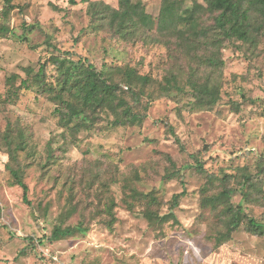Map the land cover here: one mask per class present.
<instances>
[{"label":"rangeland","instance_id":"rangeland-1","mask_svg":"<svg viewBox=\"0 0 264 264\" xmlns=\"http://www.w3.org/2000/svg\"><path fill=\"white\" fill-rule=\"evenodd\" d=\"M1 1L0 264H264V234L243 225L216 246L225 204H201L227 187V204L264 223V30H253V42L225 39L207 0H180L182 15L204 8L196 30L186 22L179 33L156 29L162 0H133L155 27L124 35L106 14L93 19L85 0ZM91 1L117 9L120 0ZM86 62L118 85L110 107L80 110L72 86ZM204 86L218 93L215 102ZM126 107L141 119L123 122ZM7 133L25 141L19 165ZM7 164L21 168L26 200ZM56 226L77 230L49 241Z\"/></svg>","mask_w":264,"mask_h":264},{"label":"trees","instance_id":"trees-1","mask_svg":"<svg viewBox=\"0 0 264 264\" xmlns=\"http://www.w3.org/2000/svg\"><path fill=\"white\" fill-rule=\"evenodd\" d=\"M89 2V12L93 19L98 12L101 14H106L109 18L110 25L113 26L116 31L120 34H125L129 29L144 28L147 30H152L155 27V22L151 15H149L143 3L141 1L133 2V0H120L119 8H113L109 4L103 1H91ZM70 3L75 4V0H69ZM208 8L213 11H218L216 16V30H218L219 35L225 39L237 38L243 41H254L255 36L253 35V30H264V0H207ZM203 5L196 3L191 11H188L187 15H182L181 13V1L180 0H162V7L160 15L158 17L156 29L162 33L164 32H178L180 31V26L184 23H189L190 28L195 29V18L196 14L203 9ZM261 16L262 22L257 24L256 18ZM0 23V35L6 27ZM182 32V31H181ZM53 61L57 64L60 63L58 57H54ZM216 60L211 59V62ZM79 64V62H77ZM44 68L41 67L38 73V80L41 79L42 72ZM65 74L69 76V69L67 68ZM80 78L75 79L76 82L72 86L74 88L75 97L82 102V107L80 110L91 109L93 111L98 108H107L112 104V99L114 98V92L116 91L118 85L111 83L104 75L102 71H99L92 63L86 62V67L84 70L80 71ZM126 76L128 78V85L134 77L132 70L126 71ZM69 82V79H66ZM51 89V88H49ZM201 92L205 95L210 94L212 102H215L218 98V93L211 91L208 87L204 86ZM134 100L138 101V96L131 90ZM16 94V91H13ZM67 107L70 109L72 114H77L78 111L76 107L70 103H67ZM57 111H60L56 109ZM123 115L125 119L123 122H136L141 119V116L134 113L130 107H126L123 110ZM116 124L122 123V120L117 119ZM173 130V129H171ZM173 132V131H172ZM175 139L179 142V138L173 132ZM7 144L10 147L8 151L9 158L13 162L18 164L17 152L24 150V139L15 142L14 139H10L9 133H7ZM22 137V134L20 135ZM15 143V144H14ZM14 144V147H11ZM8 147V148H9ZM195 164L199 171H203V162L197 159L194 155ZM9 169L14 182L18 184L23 189L24 199L26 200L27 193L29 190L28 185L24 182L22 171L20 167H14L10 164L6 165ZM245 183L242 185L243 196L247 200L250 198V192L246 191V186H251V178L249 175L244 178ZM185 185L183 183V190L180 193L173 195L171 208L174 209L179 205L180 198L186 194ZM245 190V191H244ZM136 192V191H135ZM231 190L227 187L220 191L218 194L211 195L210 197H204L201 201L203 207L210 206L214 211L218 210V205H224L221 215H223L224 231L220 232L216 236V246H220L231 240L234 232L238 230L241 226H245L247 230L253 234H264V223L256 221L254 218L249 217L243 212L241 206L234 207L231 204H227L230 199ZM137 197H147L140 192H136ZM153 198V197H151ZM132 206L129 207L132 210ZM145 215L155 218L157 221L165 222L169 219L175 221L176 217L174 213H169L167 215L160 216L153 210H146ZM112 222V221H111ZM74 227H54L52 233L46 237L49 241H56L61 238L73 235L76 232ZM34 236H29L27 241H33Z\"/></svg>","mask_w":264,"mask_h":264},{"label":"built area","instance_id":"built-area-1","mask_svg":"<svg viewBox=\"0 0 264 264\" xmlns=\"http://www.w3.org/2000/svg\"><path fill=\"white\" fill-rule=\"evenodd\" d=\"M4 16V5L2 4V1L0 0V23Z\"/></svg>","mask_w":264,"mask_h":264}]
</instances>
